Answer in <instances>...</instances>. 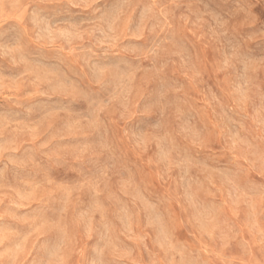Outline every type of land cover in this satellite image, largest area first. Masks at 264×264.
I'll return each instance as SVG.
<instances>
[{
    "label": "rangeland",
    "instance_id": "rangeland-1",
    "mask_svg": "<svg viewBox=\"0 0 264 264\" xmlns=\"http://www.w3.org/2000/svg\"><path fill=\"white\" fill-rule=\"evenodd\" d=\"M0 264H264V0H0Z\"/></svg>",
    "mask_w": 264,
    "mask_h": 264
}]
</instances>
